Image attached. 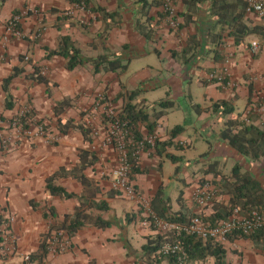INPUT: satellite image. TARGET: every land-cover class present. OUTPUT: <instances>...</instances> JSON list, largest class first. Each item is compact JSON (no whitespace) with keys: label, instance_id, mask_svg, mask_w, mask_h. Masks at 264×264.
I'll return each mask as SVG.
<instances>
[{"label":"crops","instance_id":"1","mask_svg":"<svg viewBox=\"0 0 264 264\" xmlns=\"http://www.w3.org/2000/svg\"><path fill=\"white\" fill-rule=\"evenodd\" d=\"M90 1L91 7L103 8L109 13H117V16L106 20L99 13L76 9L70 0H0V39L16 12L22 16L20 29L23 34L22 38L12 37L7 43L0 41V118L8 121L24 109H31L35 119L49 125L53 134L60 138L58 143L50 144L41 138L26 137L10 151L0 145V220L3 222L9 216L15 218L11 233L17 247L16 253L8 257L1 256L0 252V264H25L26 257L38 251L42 237L49 228L61 225L66 215H73L81 205V196L85 197L81 199L89 200L86 198V187L69 175L57 178L55 184L76 197H52L47 191L48 178L62 168L69 171L74 169L79 163L80 152L89 149L97 153L99 161L84 174L98 189L96 200H107L111 209L100 212L87 208V213L94 217L101 216L112 225L103 230L89 224L71 238L65 235L68 245L66 252L57 255L49 252L44 264H157L153 258L144 255L142 247L147 243V237L159 233V230L153 231L144 225L143 220L161 187L166 199L170 198L164 181L167 157H159L153 150L140 156L141 168H148L149 172L135 176L133 183L141 196L139 200H130L131 209H123L125 218L129 216L132 219L125 223L130 224L127 226L122 223L123 220L119 222L118 208L114 205L117 196L108 198L110 181L102 176L103 169L111 170L116 165L115 152L103 146L101 138L87 143L78 129H71L67 135L57 129L58 120L67 119L79 124L87 122L90 115H93L95 124H99L103 109L96 107L98 93H104L115 110L119 111L124 103L131 102L144 106L152 115L159 101H150L147 97L149 93H157L159 88L169 86L173 97L177 98L184 94L185 86L189 88L197 82L199 87H204L205 97L209 100L206 109H212V113L203 111L200 116V119H206L205 131L214 127L221 133L224 123L231 117L220 111L213 112V105L222 102L227 104L226 109L230 107L235 114H242V120L246 119L251 106H255L257 110L248 114V118L264 128L263 30L258 29V33L248 37L242 45L235 46L234 41L228 39L219 48L224 56H232L229 64L230 84L223 86L209 81L210 73L219 70L224 62L214 58L216 46L208 38L214 21L208 17L205 5L197 17V27L190 25L178 30L171 28L170 18L163 11V0H147L152 5L150 8L140 0ZM172 3L176 11L175 20L180 27L185 22L182 16L185 6L182 0H172ZM53 9L60 12L52 13ZM67 10L71 11V18L63 20L61 12ZM162 13L167 15L165 19ZM248 17L253 27H261L257 16ZM140 24H144L149 31V39L138 30ZM198 32L203 45L199 54L204 56V60L200 64L194 62L184 65L179 57L174 58L173 52L179 53L187 46L189 36ZM63 36H70L76 42L85 60L101 55L116 56L128 64L127 70L95 73L94 67L87 62L73 71L67 70V59L61 56L48 57L49 51L58 48ZM252 43H257L258 47L253 48ZM27 57L29 60H26ZM35 64L48 78L49 87L29 78ZM14 68H23L25 71L13 79L7 93L4 80ZM165 71L168 72L167 78ZM155 72H162L160 76L164 78H154ZM133 91L139 93L130 101L126 94ZM122 93H125L124 97H120ZM64 100H71V105L65 109L58 108L57 104ZM7 103L10 107H6ZM170 110L156 121L153 135L149 134L148 123H139L141 135L144 138L155 136L161 141L170 139L171 131L177 126L174 124L172 129L169 126ZM154 121L151 117L150 122ZM178 136L174 142L182 148L177 150L195 148L193 142L181 138V134ZM173 149L169 148L168 153L172 154ZM208 152L201 159L207 168L197 175L193 173L191 177L187 174L184 180L186 186L179 189L182 191L177 199L174 201L170 198L172 212L192 214L204 211L206 215H211L213 204L201 209L195 199L198 188L202 186H207L214 193L215 202L228 204L231 195L225 183L227 180L231 183L235 181V166H239L240 174L252 177L264 191V157L259 161L247 160L221 138ZM176 176V180L180 179L181 173ZM169 177L168 183L173 182V175ZM262 203L264 212V200ZM128 218L127 221L130 220ZM132 224L138 225L142 233V242L138 238L135 240L137 245L132 244L135 239V236L130 235L129 227ZM222 244L226 250V264H264V239L259 246L249 238L227 240ZM158 264L170 263L164 260ZM210 264H214L213 259Z\"/></svg>","mask_w":264,"mask_h":264},{"label":"trees","instance_id":"2","mask_svg":"<svg viewBox=\"0 0 264 264\" xmlns=\"http://www.w3.org/2000/svg\"><path fill=\"white\" fill-rule=\"evenodd\" d=\"M140 1H144L146 7L150 8L152 6L151 4H148L147 0ZM70 2L78 6V8H83L91 13H99L106 20L107 18H114L117 16V13H109L103 8L91 7L90 0H70ZM182 3L185 6V11L182 13L185 22L178 27V30L179 28L183 29L190 25H195L197 27V17L200 14L201 7L205 5L206 8H208V17L214 21L208 38L210 39V42L216 46V50H214V58L218 60V62H225L226 55L224 56L219 48L224 46L228 39H232L235 46H239L244 44L248 37L258 33L260 29L264 31L263 25L259 28L252 26V21L249 19L247 14L246 0H182ZM51 12L56 14L60 11L53 9ZM68 12L69 10L61 12L63 14V20L71 18V16L66 15ZM19 14V12H16L14 16ZM28 14L31 15L32 13L28 12ZM161 16L164 19L167 17V15H164L163 13ZM138 30L144 37L149 39V31L144 24L138 25ZM202 46V39L198 32L189 36L187 46L179 53L173 52V56L174 58L179 57L184 65H189L194 62L200 64L204 60V56L199 54L203 49ZM53 56H61L67 59L66 68L69 71L75 70L77 67L86 62L91 63L94 67L95 73L124 72L128 68V64H125L119 57L116 56L101 55L91 60H85L82 56L81 50L77 47L76 42H74L70 36H63L60 40L58 48L56 50L49 51L48 57L51 58ZM29 63L32 62L30 61ZM32 68L34 72L31 76H29V78L39 84L49 87L50 82L48 78L44 76L41 68L37 67L36 64L33 65ZM24 71L25 70L23 68L13 69L12 74L4 80L5 92L8 93L9 86L13 79L21 75ZM122 89L125 90L124 87ZM138 93L139 91H133L127 92L126 95L129 96V100L131 101L138 95ZM124 96L125 93L120 95V97ZM70 105L71 100H64L59 102L57 107L65 109ZM226 106L227 104H225V102L213 105V112L220 111L223 115L231 116L229 120L224 123V127L220 133V138L227 142L228 145L235 149L243 158L247 160L259 161L262 157H264V128L257 126L254 122L247 124L244 120H242V114H235L233 108L227 107L226 109ZM6 107H10L9 103L6 104ZM173 107L174 102L161 101L156 104V108H153L152 115H150L149 112L144 109V106H140L139 104L133 105L131 102H128L124 103L122 109L119 111L116 110V112L118 119H120L123 123L127 122L129 127L132 129L136 136V140L141 141L143 136L138 129L139 123H148L149 134L153 135L156 127V121L165 116L167 111ZM158 108L159 111H157ZM28 110L29 116L32 119L35 118L34 112L31 109ZM151 117L154 118L155 123L150 122ZM104 122L105 124L108 122V118L106 116H104ZM35 123L43 124L44 122H38L36 120ZM46 128L51 131V127L49 125H46ZM57 129L63 135H67L71 129H78L82 133L85 142H93L92 129L85 121L79 124H74L72 120L61 119L57 122ZM183 131L184 128L182 126H178L172 130L170 139L165 141L156 139L153 146L154 154L159 157L166 156L173 162H177L179 158L169 154L168 149L171 147H176L177 149L182 148L174 142V139ZM149 148H152V146L148 144L147 150H149ZM98 161L99 156L95 151L90 149L82 150L79 154V163L74 169L69 171L66 168H62L59 172L48 178L47 191L50 196H60L66 199L76 197V195L69 194L64 188L55 184V180L57 178L69 175L77 178L86 187V193L88 194V197L86 198L89 200L86 199L85 201V199H81L85 197L81 196V205L76 209V212L73 215H66L61 225H53L49 228L48 232L42 237V242L38 251L30 254V260L25 262V264H43L49 254V243L54 237L63 241L66 239L65 235L71 238L78 233L81 228L89 224L103 230L111 227L112 224L110 221L105 220L101 216L94 217L87 213V208L96 209L100 212H108L111 209L107 200H96L98 189L94 188V182L84 174L89 167L95 165ZM148 172V168L142 169L140 163L135 162L131 178L134 181L136 175L147 174ZM233 176L235 177L234 182L231 183L227 180L225 183V188L228 189L227 192L231 195L230 201L228 204H220L215 202L213 199V213L211 215H206V212L192 214L181 211L176 213L172 212L170 206L171 200L170 198L166 199L163 187L160 188L157 195L153 199L151 210L161 221L171 224H188L194 216H200L203 221L208 222L211 225H216L217 223L228 220L234 214L235 210H240L243 215H247L253 210H257L264 214L262 209L264 191L260 187V184L253 180L249 175L240 174L239 166L234 168ZM118 195L121 196L118 192L111 190L108 193V198L110 199ZM182 195L183 194L179 196V200L182 198ZM210 205H208L207 208H209ZM128 217L129 216H127V218ZM128 219H130L128 222L132 220L131 218ZM7 222L8 220H4L3 222L0 220V225H3L0 227L1 256H3V252L1 250L6 247V231H9L10 234L13 235L11 233V226L5 227ZM154 224L155 223H152L151 229L153 231H157V227ZM238 238H249L259 246L264 239V228L248 236L235 233L228 237V240ZM168 243H177L183 248L187 256L185 264H210L212 259L214 260V264H226V250L222 243L213 239L203 240L197 236L187 235L182 232L179 233L174 230L166 234L159 232L147 237V243L142 247V251L145 256L149 257V259L153 258L157 264L164 260L169 261L170 264H180L177 255L165 256L162 254L161 249Z\"/></svg>","mask_w":264,"mask_h":264},{"label":"built area","instance_id":"3","mask_svg":"<svg viewBox=\"0 0 264 264\" xmlns=\"http://www.w3.org/2000/svg\"><path fill=\"white\" fill-rule=\"evenodd\" d=\"M247 2V14L255 15L258 17L261 25L264 26V0H246ZM163 11L170 18V26L173 29L179 27L175 20L176 11L174 9L172 0H163ZM76 9L83 10V8L75 7ZM71 15V11L66 13ZM22 20L21 15H16L11 18L6 26V30L0 41L4 43L9 42L10 38L17 37L22 38L23 34L20 29V23ZM253 48H257V43H252ZM232 56H226L225 62L219 70H215L209 75V81L220 84L229 85L230 71L229 64ZM26 60H29L27 57ZM97 108L103 109V116L108 118V122L102 128L103 146L111 148L116 154V165L111 170H106L102 175H108L111 180V189L118 192L120 195L125 196L129 200H139L140 194L138 193L133 180L131 178L134 163L140 161V156L145 153L148 144L152 146L149 150H154L155 136L144 138L141 141L136 140V136L132 129L129 127L127 122H122L117 117V112L111 107L110 101L104 93H98L96 96ZM257 108L251 106L247 111L246 119L244 120L247 124L251 121L248 118V114L255 112ZM35 118L29 116V110L24 109L15 118L5 121L0 118V145L6 150L10 151L21 139L24 138H41L47 143L56 144L60 138L55 136L52 131L46 128V124L35 123ZM92 129V136L95 137L99 134L95 126V119L93 115H90L86 122ZM195 199L198 207L203 209L206 208L214 199V193L207 187H199ZM204 212V211H199ZM6 226H11V223L15 221L13 216L8 217ZM145 226H152L155 223L157 229L162 226L164 229L169 231H176L179 233H185L187 235L197 236L203 240L213 239L220 243L228 240V237L235 233L242 235H251L264 228V214L253 210L247 215H243L240 210H235L234 214L226 221L211 225L208 222L202 220L200 216H194L188 224H171L161 221L157 216L148 210L147 218L143 220ZM4 227V228H5ZM6 247L2 250V254L5 257L11 256L16 253V240L9 231H6L5 235ZM54 240V241H53ZM51 241L54 248L51 249L52 253L58 251L66 252L68 245L66 239L59 240L54 237ZM163 255H177L180 264H185L187 259L186 253L183 248L177 244H165L161 249ZM30 257H26V261H29Z\"/></svg>","mask_w":264,"mask_h":264},{"label":"rangeland","instance_id":"4","mask_svg":"<svg viewBox=\"0 0 264 264\" xmlns=\"http://www.w3.org/2000/svg\"><path fill=\"white\" fill-rule=\"evenodd\" d=\"M25 37L27 39L29 38V36L27 35ZM161 73L159 74H157V72L153 73L154 78L163 79L164 77L160 76ZM165 75H166L165 77L167 78L168 72L165 71ZM189 88L185 86L183 89L184 94L177 98L173 97V92L171 91V88L169 86H164L163 88H159L157 93H149V95L147 96L148 99L152 102L154 101L161 102L160 99H162V101L174 102V107L179 109L173 108L170 110L169 126H171V129L174 127V124L177 125L175 127L182 126L184 128V131L180 133L181 138L186 139L189 142H193L195 146V148L189 147L186 148L185 150H177L175 147L172 150V155L175 156L176 158H179V160L177 162H173L170 158H167L166 160L164 181L166 182V191L170 196V198H172V200L174 201L177 199L178 195L180 194V191H182L179 189L180 188L184 189V187L186 186V184L184 183V180L187 178L186 175L188 174L191 177L193 173L197 175L199 172L202 173L203 169L205 170L207 168L205 166L204 161H202L201 159L206 157V155L209 153L208 151L211 149L212 146H215L216 141L218 140V138H220V130H218V128L212 127L209 131H205L204 121L206 119H200V116L202 115L203 111L209 110L206 109L207 107H209V100L205 97L204 87H199L197 85V82H194L193 85L190 86ZM209 111L212 113V109H210ZM105 125L106 124L104 122V116H103L100 123L95 124L96 128L98 127L97 131L99 132V134L95 137L92 136L93 140H99V138H101L102 144H103L102 128ZM102 172H105V170L103 169ZM177 173L178 174L181 173V176L180 179L176 180ZM170 175H173L174 179L173 182L168 183V180L170 179L169 177ZM102 176L104 179H108L110 181V188H111V183H112L111 178L106 174ZM138 193L140 194L139 191ZM131 202L132 201H130L128 198H126L123 195L117 196L114 205L116 206V208H118L117 215L119 217L120 223L121 220H123L122 222L123 224L128 222L125 218V214H123V209L124 208L131 209L132 206ZM13 223L14 222H12L11 225ZM129 230L131 237L135 236V239L132 241V244L137 245L135 241L137 238L138 241L142 242V239L140 237L142 233L138 225L132 224L131 227H129ZM158 230L162 234L171 232L169 231V229L166 230L162 226L158 227ZM49 244H50L49 252H51V249L54 248V245L52 244V242H50ZM131 248H133L132 245ZM62 253H64V251L63 252L58 251L56 255ZM25 262H27L26 259Z\"/></svg>","mask_w":264,"mask_h":264}]
</instances>
